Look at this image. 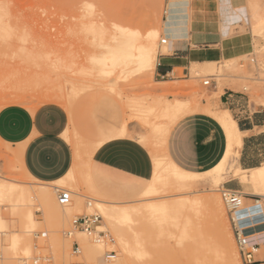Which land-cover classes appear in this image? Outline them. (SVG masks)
<instances>
[{
  "label": "rangeland",
  "instance_id": "rangeland-1",
  "mask_svg": "<svg viewBox=\"0 0 264 264\" xmlns=\"http://www.w3.org/2000/svg\"><path fill=\"white\" fill-rule=\"evenodd\" d=\"M83 1H85V4ZM86 1L89 2L86 3ZM168 1L156 0V6L153 11L154 15L159 17L160 23L158 26L160 30L159 39L157 40L158 44L156 43L158 56L160 52L165 53L167 51L163 49L164 44L161 43V40L166 38L163 30V21L166 17L165 11L168 7ZM236 1L245 7L248 16L247 21L242 25L234 26L231 33L232 35L237 33H248L251 35L254 42V48L251 53L224 59L220 58L216 70L213 73L196 69L194 63H192L188 75H185L181 68L179 73L180 77L175 76L174 79H163L157 75L156 65L155 72L148 74V76L141 73L144 76L140 77L142 76H139L140 72L133 71L132 74L127 73L128 75L130 74L131 79L127 78L128 75L126 74L122 76V73L119 75V80H117V72H114L112 76L104 75L106 73L102 71V66L100 68L101 62H95L99 61L96 60V57L98 59V57L108 55L106 54L108 53V48L106 47H109L107 46L109 40H105V38L106 35L109 37V33L113 30L112 24H120L122 22L121 20L115 21V18L111 17L112 13H114L111 10L124 8L126 4L127 8L131 5L129 7L132 8L131 10L125 9L127 13H131L130 15L125 13L128 15V18H131L132 15L136 16V19L132 16L131 27L143 31L146 24H150L149 26L155 28L157 25L154 20H144V14L149 9L146 4L147 0H11L10 5L3 6L4 9L0 8V37L3 38H0V109L9 104H20L34 109L40 104L51 102L49 96L54 91L65 89L64 91L68 92L71 91L72 86L75 84L81 86L88 84L89 81L91 83L96 80L100 84L93 86L86 92H82L79 97L81 98L85 95L83 102L75 110V116L77 118L76 127L69 123L67 130L70 138H75L76 140L77 135L80 146L85 149L88 142L96 138L101 131L106 130L112 125H120L124 120H128L130 122V128L138 133L135 137L143 142L151 152V148L140 139V136H149L150 128L147 127L144 120L153 119L155 116L150 111H143L144 109L140 105L138 106V104L148 103L150 105L155 101L157 102L158 98L156 96H159V93L160 95L167 93L164 96L166 98H181L183 100H187L188 98L192 99L196 95L195 98L202 97L203 104L210 102V104H213L220 110H230L228 105L220 102L221 93L228 88L240 92L246 100L259 106L264 103V33L261 35L258 34L259 36H257L254 33V28L264 25L263 16H261L264 15V0ZM93 12H96L95 14L98 17ZM101 30L104 35L105 31L109 32L106 33L105 38ZM10 33L12 36H10ZM100 33L102 34L100 35ZM101 36L103 39H101ZM23 37L28 39H23ZM103 40L108 41L105 43L106 47L103 46ZM27 48L29 49L28 52ZM61 58H63V64L61 63L59 65ZM72 64L78 66L74 68ZM68 66H73V70L71 67L69 69ZM80 77L83 78L80 79ZM111 79L115 80L110 81ZM207 79L214 81L213 84L205 85L204 81ZM162 87L164 89H161ZM131 103H137V107L134 108V118H132ZM230 112L237 120L239 117L238 113L234 110H230ZM190 116L192 115L181 117L174 125L176 126L179 122ZM214 124L217 130L207 150L212 157L211 164H208L204 168L214 165L222 156L226 147V138L223 130L218 123ZM127 136H134V133L129 131ZM68 141L70 143V140ZM71 146L73 148L72 144ZM19 147L14 148L12 144L0 140V182L9 179V181L13 180L19 184L28 185L33 188L46 185L54 193L57 203V187H60L62 183L65 185L61 186L62 188L71 191L74 190L75 193L73 192V201L69 205L61 206L57 204L58 208L52 209L48 217H45L41 205L38 204L39 202L33 200L34 202L32 203L34 205L32 204L31 207H33L35 212V226L33 228L34 231L31 233L24 232V228L21 225H16L10 217H6V228L3 229V232H0V238H2L0 241V264H113L115 260L121 258V251L117 244L115 231L110 222L96 206L95 201L100 197L86 185L88 184L87 182L85 184L86 179L82 178L84 171L83 173L81 171L82 175L81 173H77L75 180L69 181L65 178L61 183L55 181L42 182L36 178L33 179L24 173L17 152ZM82 147L81 149H83ZM179 164L192 170L204 169L203 167L196 169L181 163ZM152 177L148 180L147 185L152 181ZM206 177L208 178L206 179ZM94 182L100 191L108 196L109 202L111 201V203H117V205H136L145 203L149 199L151 201V198L143 200L145 199L144 197L132 196L129 190H119L118 188L108 189L103 183L97 182L95 179ZM231 183L238 184V190L240 192H247V194L244 193L246 198L243 207L239 210V216H248L253 213L264 212V197L251 194L254 192L253 186L250 183L244 184V182L240 181V178L224 181L214 186L209 175H204L203 181L197 186V190H200L198 194H218L221 197L219 189L223 186L229 187ZM171 187V185L166 186V188L163 187V189L165 188V192L169 190L166 192L168 193L166 195L172 194L175 196L180 194L179 191L175 190V187ZM173 196L171 198L166 197L165 199H174L175 197ZM257 198L261 199L260 203L256 202L255 199ZM8 199L7 197L0 196V212L10 213L11 206L8 204ZM159 199L162 198L155 200ZM88 202L93 204L89 206ZM111 203H107V205H111ZM67 206H71L72 212H68ZM224 208L226 209L223 219L200 212L202 216L200 213L195 214V223H198L201 227L203 238L210 246L214 247L215 245L216 247L217 245V247H220V244H224V239L226 240L230 236L232 238L231 242L237 247V252H239L229 216L230 214L225 203ZM96 210L103 216L100 230L104 229L110 233V239L105 244L96 242L91 234L78 232L72 237H69L64 233L70 229L71 220L74 217ZM59 213L60 216H58ZM156 224H152V227L147 221L139 219L137 216H133L132 221H123L122 226L125 230H128L129 226L135 228L140 226L139 231L141 234L139 238L143 242V245H137L134 235L130 232L131 244L133 246L136 244L137 250H140L138 253L133 252L129 254L131 264H197V259L196 257L194 258V256H197L196 252H185L184 254L182 252V246L177 244L179 238L175 237V225L165 223L166 227L159 233L160 228L157 225V230ZM259 228L264 230V225L259 226ZM170 230H173V234ZM16 233L22 236L31 235L33 237L34 241H32V249L29 254L24 252L26 245H16L15 243L6 241V237L13 236ZM55 235L61 237L63 243L61 246L53 240ZM74 239L80 242L81 253H75L73 251L72 245ZM248 239L251 242L264 243V232L255 233ZM87 241H90V244L93 245V248L90 250L87 247ZM195 244L191 243V246L194 248L196 247L194 246ZM186 245L188 246V243ZM107 250L116 251L118 257L116 256L112 260H106L104 253ZM143 252L144 254H141ZM187 254H191L189 255L190 257ZM238 255L240 256V262L244 264L240 252Z\"/></svg>",
  "mask_w": 264,
  "mask_h": 264
},
{
  "label": "bare ground",
  "instance_id": "bare-ground-1",
  "mask_svg": "<svg viewBox=\"0 0 264 264\" xmlns=\"http://www.w3.org/2000/svg\"><path fill=\"white\" fill-rule=\"evenodd\" d=\"M83 2L85 4V1H83ZM87 2H89V1H86V3ZM128 3H130V2H128ZM10 4H11V0H0V6H1L0 8H3V6L10 5ZM13 4H14V2H13ZM130 4H132V3H130ZM146 4H147V8H149V9L146 11V14H144L145 15L144 20L145 21H147V20L153 21L154 20V22L157 26L154 28V27L149 26L150 24L145 23L146 26H145L143 31L137 30V29H134L133 27H131L132 16L135 19H136V16L132 15L131 18H128V15L125 14V13H127L125 11V9L127 8V4H126V6H124V8H120L121 10L120 9L111 10L112 12H114V13L111 12L112 13L111 17L115 18V21L121 20L122 22L120 24H114V25L112 24L113 30L110 33L105 31V35H106V33H109V37H107V35H106L107 39L105 38L103 31L101 30L105 40H109V43L107 44V46H109V47L105 46V43H107L108 41L103 40L104 41L103 46H105L109 50V51L107 50L108 53H106L108 55H106L105 57L103 56L104 58L101 55H99L101 57H98V59H97L96 55L93 54L96 57V60H99L98 62L95 60H93V61H95L96 63L101 62L100 68L102 66V71L104 73H106L104 75L112 76V74L114 72L115 73L117 72L116 73L117 77H118L117 80H119V75H121L122 73H123L122 76H125V74L128 75L127 74L128 72L130 74H132L133 71H136L138 73L140 72L139 76L142 74H145L148 76V74H153L155 72L156 65H157L156 63L158 60L156 43L158 44L157 40L159 39V31H160L158 29L159 28L158 26L160 25V23H159V17H156L153 13L154 8L156 6V0H147ZM185 4H186L185 0H169L168 1V7L165 11L166 17H165V20L163 21V24H164L163 30H164L165 34H166V32H172L173 34H178V33H181L183 30H185V26H184L185 22L183 19V17H184L183 16V8H184ZM130 6L131 5H129V7ZM129 7L126 10L132 9ZM117 11H119V12H117ZM88 12H90V11H88ZM6 14H7V12H6ZM127 14H129V13H127ZM184 15H185V13H184ZM261 16H263L262 18L264 20V15H261ZM111 17H110V19H112ZM134 18H133V21H134ZM101 26H104V25H101ZM132 26H134V25H132ZM5 29H6V27H5ZM102 33H100V35ZM254 33H256L257 36L263 34L264 33V25L263 26H256L254 28ZM23 35L25 36L24 33H23ZM3 36H5V35H3ZM10 36H12L11 33H10ZM167 37L168 36L166 35L165 39L168 40ZM1 39H3V38H1ZM23 39H26V38L23 37ZM101 39H103L102 36H101ZM163 47H164L163 49L167 50V44H164ZM228 48H230V47H228ZM203 49H205V48H203ZM28 50L29 49L27 48V52H28ZM30 51H31V49H30ZM229 52H231V51H229ZM26 55H27V53H26ZM30 55H31V53H30ZM36 55H37V53H36ZM41 56H42V54H41ZM200 57H202V56H200ZM56 59H58V58H56ZM219 60H220V58H218V59H216V58L215 59H205L204 61L206 62L207 66L205 68H201V69L196 68V69L207 71L209 73H211V72L213 73L216 70V66H217ZM62 61H63V58H61V62L59 63V65L62 63ZM197 61L198 60L194 61V66H195V63ZM56 62H57V60H56ZM80 65H81V62H80ZM73 66H70L71 69ZM75 66H78V65H75ZM75 66H74V68H75ZM64 67H66V66H64ZM70 67H69V69H70ZM95 72H97V71H95ZM79 74L81 75V73H79ZM82 75H84V74H82ZM129 75L127 78L131 79V77ZM89 76H91V75H89ZM132 76H135V75H132ZM143 76L144 75H142L140 77H143ZM42 78H44V77H42ZM81 78H83V77H80V79ZM130 79H129V81H130ZM135 79H133V80H135ZM113 80H115V79H111L110 81H113ZM70 81H72V80H70ZM79 82H81V81H79ZM89 82H88V84H83L81 86L80 85L77 86L78 84L77 85L75 84L72 86V89L70 87L71 91H68V92L64 91L65 89L64 90L59 89L57 91H54V92L50 93L51 95L49 96V99L51 100V102L60 103V104H63L64 106L70 108L73 105V103L77 100V98H79L81 96L82 92H86L90 88H92L93 86H95V85L97 86L100 84L96 80L92 81L91 83H89ZM106 82H108V80H106ZM126 84H127V82H126ZM128 84H129V82H128ZM61 89H62V87H61ZM161 89H164V88L162 87ZM154 90H156V89H154ZM147 93H149V92H147ZM165 94H167V93H162L161 95L159 93L158 94L159 96L155 95L158 98V99L156 98L157 99V102L155 101L156 103L154 102L153 104H150V105L148 103H139L138 104V106L140 105L141 108L144 109L143 111H147V112L150 111V112H152V115L155 116V118H153V119H145L144 120L147 127L150 128L149 136L148 135L140 136V139L142 141H144L148 145L149 148H151V152H152V155L154 158V169L155 170H154V174L152 175L153 177H152V181L150 182V184L145 186V188L137 194L138 197H144L145 199H143V200H147V198H151V201L149 199L145 203H139L136 205H117V203H111V201L109 202L108 196H106L103 192H101L100 189L95 184V182L93 181L91 171H90L91 158H92L93 153L95 152L96 148L101 143L90 141L87 144L88 146L86 145V147L84 149L82 146H80L79 138L77 139V135H76V140H75L74 136H73L74 139H72V138L69 139L71 141V143L73 144L74 149H75V160H74L73 167L65 176L56 180L55 182L61 183L63 180H65V178H67L69 181L75 180L77 173H81V171L83 173V171H84L85 176H84V174L82 175V173H81L82 178L86 179V181L84 179L85 184L87 182L88 184H86V185L89 186L90 189L96 195H98L100 197V198H97L95 201L96 206L99 208V210L101 211L103 216L110 222L113 230L115 231V235L117 237V244H118L119 249L121 251V258L115 260V262L113 264H131L130 263L131 258L129 256V254L133 253V252H137V253L140 252V250L139 251L137 250L138 248H136V244L137 245H139V244L143 245V242L139 238V236L141 234L139 231L140 226H138L137 228H135L133 226H129L128 230H125V228L122 226L123 221H132L133 216H137L139 219L147 221V223L150 224L152 227H153V225H155L157 223L156 229H157V225H158L160 228L159 233H160V231H162L164 229V227H166L165 223H170V224L175 225V227H174L175 228V237L179 238L177 240V242H178L177 244H180V246H182L181 248H182V250H183L182 252H184V254H185V252H196L197 256H194V258L196 257L197 264H242L239 260L240 256L238 255L239 252H237V249H236L237 247H235V245L231 242L232 238H230L229 235H228L229 237H227L226 240L224 239V241H223L224 244H220L221 245L220 247L219 246L217 247V245H216V247H215V245H214V247L210 246L208 243H206L205 239L203 238V232L201 230V227L199 226L198 223L197 224L195 223V220H194V219H196V218H194L195 214L202 212L205 215L211 214V216H214V217L216 216L217 218L223 219L225 216V209L226 208H224V203L222 201L223 199L220 197V195H218V194L203 195L202 193L198 194V192H200V190L199 191L197 190V186L201 183V181H203L204 175H209L210 180L212 181L214 186H217V185L223 183L224 181H228V180H231L234 178H240V181L244 182V184L250 183L251 186H253L254 192H252L251 194L264 197V165H262L260 167L252 168L250 170H243V168L241 167L238 159L240 156V148H241L242 143H243L244 132H242L240 130V128L238 126V122L232 116L230 110L224 109L221 112L213 111L211 109L210 102H208V104H203L202 103L203 102L202 97L199 98L197 96L198 98H195L196 95H194V97H192V99L188 98L187 100H183L181 98H174V99L166 98V97H164ZM175 97H177V96H175ZM130 106H131L130 108L132 110V118H134V110H135L134 108L137 107V103H133V104L131 103ZM202 112L212 114L214 116V118L220 123L221 128H222L223 132L225 133L227 144H226L225 151L222 154V157L220 158V160L217 162V164H215L212 168H210L208 170L194 171V170H189L187 168H184V167L180 166L179 164H177L171 158L170 153L168 152L166 143H167L168 133H169L171 127L173 126V124L178 119H180L181 117L190 115V114H198V113H202ZM129 123L130 122L128 120H126V122L123 126V129L120 132L121 136H127L128 135V132H129L128 124ZM66 137H67V135H66ZM81 147L85 151L83 149H81ZM22 151H23V147H22V145H20L17 152L19 154L20 163H21V166L24 170V173L27 176L35 179L27 171V169L24 166V162L22 161V155H23ZM84 152H86L85 153L86 158H85V154H83ZM207 178L208 177H206V179ZM170 185L172 187H175V190L179 191L180 194L179 195L174 194L175 196H173L172 194L166 195V194H168L166 192L169 190H167L165 192L164 189L166 188V186H170ZM57 186H59V185H57ZM61 186H65V185L62 183ZM163 187H165V188L163 189ZM72 192H74V190ZM242 192L247 194V192H245V191H242ZM0 196L9 198L8 204H9V206H11V210H9V212H10L9 214L5 213V212H0V232H3V229L6 228V226H5L6 217H10V219L16 225L17 224L21 225V227L24 228V232L31 233L34 231L33 228L35 226V220H34L35 212L33 210V207H31L32 204L34 205V203H32V202H34L35 200H37L39 202L38 204L41 205V209L43 210L45 217L50 216L51 210L54 208H58L57 204H59L56 202L54 193L50 190V188L48 186L42 185L39 188H37V187L33 188V187L28 186V185L19 184L13 180L9 181V179L0 182ZM171 196H173L175 198L174 199L173 198L172 199H165L166 197L171 198ZM152 198L154 199L153 201H152ZM157 198H162V199L155 200ZM257 202L260 203L261 199H258ZM107 203H111V205H107ZM92 204L93 203H91V205ZM66 208L68 209V212H72L71 206H67ZM256 214L263 215L264 212H260V213H256ZM259 215H254V216H259ZM58 216H60V213L58 214ZM201 216H202V214H201ZM208 216H210V215H208ZM263 223H264V217L260 218V224L264 225ZM260 224L256 225L258 227H255V230L260 229L259 228V226H261ZM260 230H263V229H260ZM172 231H171V233L173 234ZM130 232L134 235V239H135V243H136L134 246L131 244V241H130V234H131ZM171 233H170V235H171ZM159 235L161 236V234H159ZM1 239L2 238H0V241H1ZM53 240H55L56 243L60 246L63 244L61 237H58L55 235ZM218 240H219V238H218ZM6 241L11 242V243H15L16 245H22V246L26 245V249L24 252L29 254L31 252V249H32V243H33L32 241H34V239L31 235L30 236H28V235L22 236V235L16 233L13 236L6 237ZM187 243H188V246L186 245ZM191 243H194V244L196 243L194 245L196 247L193 248V246H191ZM87 244H88L87 247L89 250L93 248V245L90 244V241H87ZM56 248H58V247H56ZM181 248H180V250H181ZM146 253H148V252H146ZM68 254H70V253H68ZM139 254H137V255H139ZM141 254H144V252ZM57 255H58V253H57ZM189 255H191V254H189ZM5 264H7V263H5Z\"/></svg>",
  "mask_w": 264,
  "mask_h": 264
},
{
  "label": "crops",
  "instance_id": "crops-1",
  "mask_svg": "<svg viewBox=\"0 0 264 264\" xmlns=\"http://www.w3.org/2000/svg\"><path fill=\"white\" fill-rule=\"evenodd\" d=\"M185 1V30L178 34L164 33L168 36V43L167 51L160 52L158 56L159 77L174 79L179 76L181 68L183 73L188 75L195 60H198L195 63L196 68L201 69L207 66L205 59H224L253 51L254 42L251 35L231 33L233 27L242 25L248 16L245 7L236 0ZM84 98L85 95L77 98L70 108L60 103L48 102L34 109L20 104H9L0 109V140L12 144L14 148L22 145L24 166L37 180L56 181L73 167L75 149L73 153L74 146L72 148L71 141V144L68 141L70 137L67 129L69 123L76 127L75 110ZM220 102L239 115L235 120L244 132L238 159L243 170L264 165V103L259 106L252 104L240 92L228 88L221 94ZM210 105L213 111L224 110ZM190 115L192 116L176 126L173 124L167 136L166 146L177 164L196 169L204 168L211 164L212 157L207 150L217 130L214 123H220L210 113ZM125 122L126 120L120 125L108 127L91 140L101 144L93 153L90 171L92 178L94 177L93 181L95 179L103 183L108 189L129 190L131 195L135 196L147 186L152 177L154 160L146 145L135 137L137 131L132 130L129 124L128 129L134 136L120 135ZM214 165L194 171L208 170ZM229 187L238 190V184L231 183ZM259 232L264 231H254ZM259 244L255 260L256 264H264V243Z\"/></svg>",
  "mask_w": 264,
  "mask_h": 264
},
{
  "label": "built area",
  "instance_id": "built-area-1",
  "mask_svg": "<svg viewBox=\"0 0 264 264\" xmlns=\"http://www.w3.org/2000/svg\"><path fill=\"white\" fill-rule=\"evenodd\" d=\"M161 43L167 44L168 40L164 38L161 40ZM204 84L211 85V79L205 80ZM219 191L228 208L232 228L243 263L256 264L255 259L259 252L260 244L259 242H251L248 238L255 234V227L260 224V218H263L264 214L259 215L253 213L248 216H239L238 213L244 205L246 195L237 189L226 186L220 188ZM255 200L257 202L258 198ZM57 201L61 206L69 205L73 201V192L69 189L57 187ZM88 205L90 206L91 202H88ZM102 222L103 216L97 210L83 213L71 220L70 229L66 230L64 233L69 237H72L78 232L91 234L96 242L105 244L110 239V233L104 229L100 230ZM72 247L75 253H81V245L77 239L73 240ZM116 256L117 253L114 250H107L104 253V258L106 260H112L116 258Z\"/></svg>",
  "mask_w": 264,
  "mask_h": 264
}]
</instances>
